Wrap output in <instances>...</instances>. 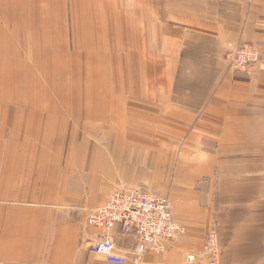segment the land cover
<instances>
[{
    "label": "crops",
    "instance_id": "1",
    "mask_svg": "<svg viewBox=\"0 0 264 264\" xmlns=\"http://www.w3.org/2000/svg\"><path fill=\"white\" fill-rule=\"evenodd\" d=\"M19 2L0 0V264H109L86 218L119 186L167 197L185 228L127 264H206L211 230L220 264H264V0ZM88 15H117L122 59L104 63ZM241 42L247 72L223 57ZM220 67L200 90L178 74Z\"/></svg>",
    "mask_w": 264,
    "mask_h": 264
},
{
    "label": "built area",
    "instance_id": "2",
    "mask_svg": "<svg viewBox=\"0 0 264 264\" xmlns=\"http://www.w3.org/2000/svg\"><path fill=\"white\" fill-rule=\"evenodd\" d=\"M228 66L247 72L259 60L257 48L241 42L226 52ZM88 225L102 231L88 247L95 257L109 264H127L130 257L139 262L148 252H163L167 244L185 233L172 213L167 197L139 187H116L98 207L88 211ZM221 255L215 230L207 233L201 249L206 264H219ZM194 253L185 255L186 264H194Z\"/></svg>",
    "mask_w": 264,
    "mask_h": 264
},
{
    "label": "rangeland",
    "instance_id": "3",
    "mask_svg": "<svg viewBox=\"0 0 264 264\" xmlns=\"http://www.w3.org/2000/svg\"><path fill=\"white\" fill-rule=\"evenodd\" d=\"M17 1H20L21 0H17ZM55 1V0H54ZM57 1L56 0V4H55V7L57 6ZM72 1V0H71ZM78 3L77 5H79V7H81V12L83 13V16L84 15H87L86 13H89L90 12V9H89V5H90V0H80V4H79V0H76ZM19 2V4H20ZM51 3L52 0H50ZM60 4L62 2H66V0H59ZM65 4V5H66ZM73 7H72V10H71V6H67V9L66 11L68 13H66V15H73V12H74V2L73 4H71ZM76 6V5H75ZM76 8L75 11L79 12L80 8ZM81 17V15H79ZM89 17L91 16H94V20H95V27H97V30H95V35H94V42H95V45L96 43L98 42V45L100 48H97V49H102L101 50V54L104 58V63L106 64V60L110 58H112V55H114L113 57L115 58H119V59H122V51L125 50L126 48L123 47V43L121 41L122 37L121 35H116L114 34L113 36L111 35L112 33V29L113 26H117V24L119 23L120 24V21L118 19H116L115 17H117V15H88ZM74 17L76 18V15H74ZM121 17V16H120ZM111 18H113L112 20H110ZM91 19V18H90ZM82 21L84 22V20L82 19ZM74 25H76V22L74 23ZM78 25V23H77ZM120 27V26H119ZM76 29H77V26H76ZM100 42V44H99ZM109 46V51H108V57H107V52L105 51V49L107 50ZM121 48V50H113V48H117V47ZM72 49H75V48H72ZM128 50H129V54H130V59H133V53H137V49H132L131 46L128 47ZM112 53V55H110ZM190 52H184V56H188ZM126 52L123 54L125 55ZM224 57V60L226 62V65H227V59H226V54L223 55ZM120 67V66H119ZM117 69V71L121 70V69ZM230 68V67H229ZM231 69V68H230ZM109 70H110V67H109ZM116 70V69H115ZM136 69H134L135 71ZM143 70V69H142ZM186 70H190V74H188V77H189V80L190 82L191 81H194V82H198V83H193V86L195 88V90H200L202 87H205V84L207 82V80L209 79V76H210V80H211V77L212 76H215L217 72H220L221 70V67L220 68H179V77L182 76V75H185L186 74ZM232 70V69H231ZM130 72H133V68L130 69ZM112 75V74H110ZM187 75V74H186ZM213 82L210 81V85H212ZM190 102L191 104L195 103L196 101H188ZM221 263V255L219 257V264Z\"/></svg>",
    "mask_w": 264,
    "mask_h": 264
},
{
    "label": "bare ground",
    "instance_id": "4",
    "mask_svg": "<svg viewBox=\"0 0 264 264\" xmlns=\"http://www.w3.org/2000/svg\"><path fill=\"white\" fill-rule=\"evenodd\" d=\"M55 1H56V0H55ZM66 2H67V4L64 5V7H65V12L68 13V12L66 11L67 6H71V10H72V7H73V6H72L71 4H73L74 0H72V1H71V0H66ZM56 7H57V6H56ZM57 9H58V8H57ZM57 9H56V10H57ZM55 12H56V11H55ZM65 20H66V19H65ZM56 22H57V21H56ZM57 24H58V23H57ZM58 26H59V25H58ZM58 26H57V27H58ZM58 29H59V28H58ZM58 33H59V32H58ZM70 39H71V35H70ZM66 51H67V50H66ZM78 56H79V55H78ZM58 58H59V57H58ZM78 61H79V58H78ZM60 64H61V62H60ZM61 66H62V65H61ZM59 87H60V86H59ZM61 87H62V86H61ZM59 89H60V88H59Z\"/></svg>",
    "mask_w": 264,
    "mask_h": 264
}]
</instances>
